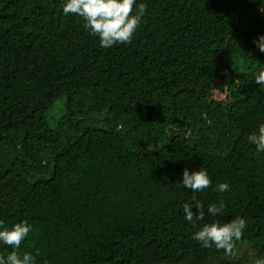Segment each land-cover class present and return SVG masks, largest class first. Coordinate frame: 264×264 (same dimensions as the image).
<instances>
[{
	"label": "trees",
	"instance_id": "1",
	"mask_svg": "<svg viewBox=\"0 0 264 264\" xmlns=\"http://www.w3.org/2000/svg\"><path fill=\"white\" fill-rule=\"evenodd\" d=\"M65 3L0 0V222L32 226L20 254L39 251L36 264L264 257V152L247 139L264 124V85L255 82L264 52L254 43L264 0H137L147 10L131 43L102 48L88 30L64 64L70 80L53 83L44 64L69 22ZM171 54L191 70L180 89L167 81ZM203 67L225 82L223 101L205 97L195 74ZM185 168L206 169L211 186L177 187ZM193 198L205 210L195 227L183 211L197 210ZM221 201L222 212L208 214ZM237 216L246 227L236 259L192 237ZM10 251L0 241V254Z\"/></svg>",
	"mask_w": 264,
	"mask_h": 264
},
{
	"label": "clouds",
	"instance_id": "2",
	"mask_svg": "<svg viewBox=\"0 0 264 264\" xmlns=\"http://www.w3.org/2000/svg\"><path fill=\"white\" fill-rule=\"evenodd\" d=\"M147 5L139 3L137 0H66L63 5L65 15L75 14L83 18L84 27L88 29L93 36L99 38L102 48H111L115 44L131 43L141 19L146 13ZM264 10V9H262ZM261 52H264V35L254 40ZM258 85H264V72L255 77ZM248 142L254 144L258 153L264 152V124L259 125L258 132L248 136ZM212 181L206 169L198 168L189 171L183 170L182 180L177 181V187H183L193 192L203 191L210 187ZM219 191L224 192L229 188L228 183L217 185ZM194 200L195 212L188 203L183 205L185 219L196 226L197 221L204 220L205 210L203 204ZM223 202L220 204H209L207 212L210 215H216L222 212ZM246 227V220L237 216L236 218L225 222L204 223L197 231L192 234L194 240L201 243L204 248H213L222 250L225 258L236 259L239 251L237 241L243 237ZM32 231V226L27 221L13 224L11 227H2L0 222V241L8 245L12 251L7 256L0 254V264H36V256L30 252L20 254L19 247L28 234ZM253 264H264V257L255 258Z\"/></svg>",
	"mask_w": 264,
	"mask_h": 264
},
{
	"label": "rangeland",
	"instance_id": "3",
	"mask_svg": "<svg viewBox=\"0 0 264 264\" xmlns=\"http://www.w3.org/2000/svg\"><path fill=\"white\" fill-rule=\"evenodd\" d=\"M80 18L75 14L69 15L68 24L59 31L57 39L51 48L50 55L44 64V69L53 83L55 79L70 80V75L64 69L70 67L69 65L64 67V64L71 62L72 58L76 57L79 52H82L85 46L88 29L84 27V22L80 24L74 23L76 20H80ZM166 60L168 63L167 81L173 88L180 89L182 82L191 70L182 54L168 55L166 56ZM195 74L204 80V95L208 100L223 101L225 99L224 94L227 91V87L225 82L217 79L218 73L215 68L203 67L195 71ZM55 84L59 89L66 85L64 82H56ZM238 251L240 253L242 250Z\"/></svg>",
	"mask_w": 264,
	"mask_h": 264
}]
</instances>
